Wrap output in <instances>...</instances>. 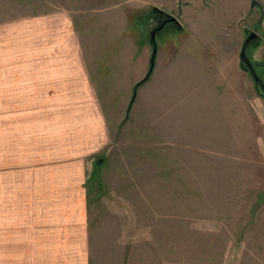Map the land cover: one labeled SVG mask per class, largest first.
<instances>
[{
  "label": "rangeland",
  "instance_id": "rangeland-1",
  "mask_svg": "<svg viewBox=\"0 0 264 264\" xmlns=\"http://www.w3.org/2000/svg\"><path fill=\"white\" fill-rule=\"evenodd\" d=\"M157 1L0 0V24L60 11L73 16L109 126V145L90 155L95 161L87 164L84 178L79 164L72 163L77 156L61 153L51 158L66 160L53 167L67 169L69 178L54 182L72 193L66 202L78 207L65 215L52 213L51 221L66 224L59 230L74 236L66 248L73 260L58 262L264 264V90L241 60L248 35L255 33L258 40L246 54L264 83V4L256 0L259 5L253 6L251 0L248 11L239 12L244 13L239 20L234 9L225 10L222 17L214 5L213 25L209 12L204 16L208 21L189 24V29H207L213 42V95L207 89L208 98L196 108L195 93L207 86L193 77L184 83L190 88L186 99L155 93L157 85L149 80L157 52L152 71L150 62L143 79L136 83L128 79L141 72L136 67L139 54L131 53L150 42L158 24L152 12ZM168 28L156 35L154 48L170 38L174 29ZM175 38L179 44L186 39V49L192 44L184 34ZM206 43L198 37L187 52L208 51ZM205 57L206 52L195 55L199 60ZM209 107L213 114H207ZM179 109L186 115L180 116ZM19 143L17 150L9 148V156L20 163L3 168L11 174L6 173L2 182L7 187L9 181V196L3 199L0 191V258L5 257L0 264L42 262L32 255L33 230L31 236L18 238L19 231L11 228L43 207L29 203L40 200L34 189L47 182L39 176L44 163L28 157L27 142ZM33 186L32 196L24 194L23 189ZM57 203H63L62 197ZM85 203L87 211L82 212L79 208Z\"/></svg>",
  "mask_w": 264,
  "mask_h": 264
},
{
  "label": "crops",
  "instance_id": "crops-1",
  "mask_svg": "<svg viewBox=\"0 0 264 264\" xmlns=\"http://www.w3.org/2000/svg\"><path fill=\"white\" fill-rule=\"evenodd\" d=\"M258 1L264 4V0ZM250 3L251 0H179L175 4L158 0L153 3L154 7L179 18L181 24V27L177 24L174 29L177 33L174 30L169 32L170 38L164 45H157L156 66L149 80L157 85L155 93L165 98L176 99L181 95L184 98L190 89L184 83L187 77H193L195 83L202 82L207 86L194 96L196 108L203 106L200 101L208 98L207 89L211 92L213 87V42L208 37L207 29H189L188 26L192 22L208 21L204 16L208 12L207 15H213L211 12L214 5H217L215 9H221V14L225 10L234 9L239 20L248 11ZM243 11L239 16V12ZM208 22L213 25V16ZM164 30L167 29L159 32ZM178 33L184 34L188 41L191 39L192 44L198 37H202L207 45L210 44L205 48L210 50L194 48L193 54L187 52L192 44L186 49V39L181 40V44L177 43L178 38L175 37ZM153 46L150 41L140 49L134 47L135 52H128L134 57L137 54L140 56L135 65L141 69L140 74L133 76L132 73L128 76L133 83L146 76ZM202 52L207 53L205 59L195 58V55ZM101 83H104V79ZM175 84L178 88H174ZM209 94L213 95L212 92ZM209 109L207 114H213V108ZM178 114L186 115L181 109ZM20 141L27 142L28 157H36L44 163L45 167L39 176H44L47 182L43 187L34 189L38 191L40 200L35 198L33 204L29 203L35 206L39 202L43 207L34 209L28 219L14 222L11 225L12 232L15 229L19 231V238L20 234L31 236L30 231L33 230L34 237L30 242L35 243V251L32 255L34 260L42 261L36 264H59L58 261L73 260V253L66 251V248L74 236L69 235L67 230H59L65 228L66 224L61 226L57 221H51V218L52 213L65 215L67 212H75L78 207L66 202L67 196H72V193L66 192L54 182L56 179L69 178L67 169L56 171V167H53L58 163L65 164L66 160L62 162L63 159L51 158L62 154L77 156L79 159L72 158V163L79 164L80 177L84 178L87 164L95 161L90 155L107 149L110 131L99 88L85 61L83 42L75 29L73 16L68 15L67 11L25 16L0 24V183L6 173L11 174L4 172L3 168L13 167L15 162L20 163L9 156V148L13 151L19 149ZM0 187L2 198H5V194L9 196V181L7 187L4 183ZM27 188L23 189L27 190L24 194L32 196L34 186ZM56 197H62L63 203H57ZM4 203L3 200V206ZM79 210L86 212V203ZM18 211L22 212V208H18ZM14 242L21 243L22 240L15 239Z\"/></svg>",
  "mask_w": 264,
  "mask_h": 264
},
{
  "label": "water",
  "instance_id": "water-1",
  "mask_svg": "<svg viewBox=\"0 0 264 264\" xmlns=\"http://www.w3.org/2000/svg\"><path fill=\"white\" fill-rule=\"evenodd\" d=\"M252 5L255 6V5H259L258 2L256 0H252ZM155 10L159 11L160 13H165L164 11H162L161 9L159 8H154ZM166 16L170 17V15L166 14ZM169 22H175L176 24L180 25L181 27V24L179 22V18H176V17H171L169 18ZM165 24L164 23L162 26H160L157 30L154 31L153 33V38H155L156 34H157V31H161L162 29H164L165 27ZM257 37V35L255 33H251L249 35V37L246 39L245 43H244V46H243V49H242V52H241V60L243 61V63L247 66V68L249 69L251 75L253 76L255 82L264 90V83L263 81L259 78V76L256 74V71H255V68H254V65L250 62V60L248 59L247 57V54H246V51H247V48L249 46V44L251 43L252 40H254L255 38ZM156 52H157V49L156 47L153 49V52H152V58H151V71L153 70L154 68V65H155V57H156ZM150 71V72H151ZM149 77V75L147 76V78Z\"/></svg>",
  "mask_w": 264,
  "mask_h": 264
},
{
  "label": "flooded vegetation",
  "instance_id": "flooded-vegetation-1",
  "mask_svg": "<svg viewBox=\"0 0 264 264\" xmlns=\"http://www.w3.org/2000/svg\"><path fill=\"white\" fill-rule=\"evenodd\" d=\"M152 12L154 13L153 15H155V17L157 18L158 24L156 25V27L153 28V30L151 32V36H150L151 43H152V41H154L156 39V38H153L154 31L157 30L164 23H166L164 29L165 28L167 29L168 27H169L168 29H176L177 28V27H175L177 25L175 22H169V18H171L172 16L174 17V15H172V13H169V12L160 13L157 10H153ZM166 14L170 15V17L166 16ZM170 27H172V28H170ZM158 33H159V31H157V34ZM257 40H258V36L254 40H252L251 43L256 42Z\"/></svg>",
  "mask_w": 264,
  "mask_h": 264
},
{
  "label": "trees",
  "instance_id": "trees-1",
  "mask_svg": "<svg viewBox=\"0 0 264 264\" xmlns=\"http://www.w3.org/2000/svg\"><path fill=\"white\" fill-rule=\"evenodd\" d=\"M153 45H156V42H155V41L153 42ZM259 67H260V66H259ZM256 74L259 75V78L263 80V78H262V76H261L260 74H258V73H256ZM149 77H150V75H149ZM149 77L146 78V79H145L144 81H142L141 83H139V84L136 86V90H137L140 86H142L143 84H145V82L148 81ZM135 94H136V91H135ZM133 102H134V101H133ZM97 165H99V163H97L96 166H97Z\"/></svg>",
  "mask_w": 264,
  "mask_h": 264
}]
</instances>
